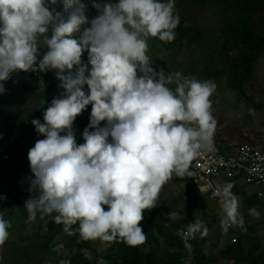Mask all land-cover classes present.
<instances>
[{"label": "clouds", "instance_id": "clouds-1", "mask_svg": "<svg viewBox=\"0 0 264 264\" xmlns=\"http://www.w3.org/2000/svg\"><path fill=\"white\" fill-rule=\"evenodd\" d=\"M56 2L0 0V82L19 70L56 69L65 90L64 98L53 99L45 110L44 123L32 120L45 138L28 151L34 178L24 205L27 222L34 223L39 216L46 224V217H51L66 233L78 231L85 241L143 245L147 236L139 225L144 212L156 206L164 185L173 175L192 176V162L201 153L216 151L217 120L210 98L217 85L179 71L166 75L150 66L148 38L175 39L179 24L175 0L94 2L99 15L79 39L74 34L89 22L86 5L63 0L65 10L73 8L65 20L50 10L49 3ZM40 44L47 51L37 65ZM85 51L91 65L88 75L81 60ZM84 85L89 94L82 90ZM169 85H175L174 90ZM4 91L0 83V93ZM88 105L90 124L83 132L84 143L77 145L72 125ZM232 188V183H225L213 193L220 198L225 231L244 223ZM249 213L260 215L254 208ZM178 218L177 212L169 214L170 220ZM10 227L0 213V246ZM208 232L197 218L176 234L191 254L189 241Z\"/></svg>", "mask_w": 264, "mask_h": 264}, {"label": "rangeland", "instance_id": "rangeland-1", "mask_svg": "<svg viewBox=\"0 0 264 264\" xmlns=\"http://www.w3.org/2000/svg\"><path fill=\"white\" fill-rule=\"evenodd\" d=\"M80 2L86 5L89 22L74 34L77 39L99 15L94 2L115 5L119 0ZM48 6L65 20L73 11V8L65 10L63 0ZM175 13L179 15V24L172 42L151 37L147 40L150 66L166 75L179 71L198 80L215 82L217 89L210 99L212 114L217 120L216 130L222 129L232 140L254 137L264 142V0H175ZM48 35H51V27ZM46 51L45 45L38 46L37 64ZM57 71L47 70L51 90L58 80ZM169 87L174 90L175 85ZM102 122L104 126L106 121ZM89 124L90 116L85 109L72 125L77 145L84 143L83 132ZM5 128L0 125V151L34 147L33 130L24 122L17 128L14 140L3 136ZM22 167L27 184L22 194L11 195L18 190L13 185L0 187V213L11 223L9 237L0 246V264H60L61 261L70 264H183L182 258L188 251L176 234L183 227L156 220L151 209L144 212L139 225L147 240L137 247L121 242L82 240L78 231L69 235L63 225L56 224L51 217H46V224L39 216L34 223H28L26 201L20 202L29 198L26 193L34 178L28 157ZM72 228L78 229V224Z\"/></svg>", "mask_w": 264, "mask_h": 264}, {"label": "crops", "instance_id": "crops-1", "mask_svg": "<svg viewBox=\"0 0 264 264\" xmlns=\"http://www.w3.org/2000/svg\"><path fill=\"white\" fill-rule=\"evenodd\" d=\"M48 79L47 70L38 77L20 75L2 93L0 125L7 127L3 135L6 139H17V128L41 107H49L53 90ZM28 151H0V187L15 186L18 190L11 195L22 194L26 190L22 164L27 160ZM216 183L220 189L225 183L233 184L231 191L238 198L243 226L233 225L225 231L220 223L221 203L207 187L200 188L188 176L172 177L162 188L151 213L156 220L179 225L184 230L198 218L209 229L207 236L201 238L197 233L196 238L189 241L193 246L192 253L182 258L183 264H264V197L249 194L234 180L218 178ZM28 192L29 188L26 197L31 195ZM23 201L26 200H20ZM253 208L260 213L259 217L250 215L249 210ZM172 211L179 213L178 219H169Z\"/></svg>", "mask_w": 264, "mask_h": 264}, {"label": "built area", "instance_id": "built-area-1", "mask_svg": "<svg viewBox=\"0 0 264 264\" xmlns=\"http://www.w3.org/2000/svg\"><path fill=\"white\" fill-rule=\"evenodd\" d=\"M81 60L83 64L88 66V71L85 73V75H88L91 68V65L88 63V52L82 55ZM73 71H75V68ZM42 73L43 71L38 70V67L37 70H19L12 73L9 79L0 83H3L6 89L20 75L38 77ZM60 84L61 81L59 79L55 81L52 89L53 97L50 100L49 106L53 99L64 98L65 90L60 87ZM82 90L86 94L90 92L87 85H84ZM1 95L2 93H0ZM46 109V107H41L30 118L24 121L25 126L33 130L35 143L37 140L44 139L45 137L36 131L32 120L39 119L41 123H44L43 115ZM86 109L88 115L91 116L92 106L88 105ZM214 143L216 148L214 153H201L192 162L189 171H192L193 175L188 176L190 181L200 188L207 187L209 191L214 193L217 189H220L216 183L218 178L226 181L234 180L246 189L252 188L254 190L253 194L264 197V142L254 137L241 141L232 140L222 129H217L214 134ZM173 177L177 179L181 178L175 175ZM241 181H244V184ZM215 199L220 202L219 197H215Z\"/></svg>", "mask_w": 264, "mask_h": 264}, {"label": "water", "instance_id": "water-1", "mask_svg": "<svg viewBox=\"0 0 264 264\" xmlns=\"http://www.w3.org/2000/svg\"><path fill=\"white\" fill-rule=\"evenodd\" d=\"M242 184H244V181H242ZM247 192L249 194H253L254 193V190L252 188H247Z\"/></svg>", "mask_w": 264, "mask_h": 264}]
</instances>
